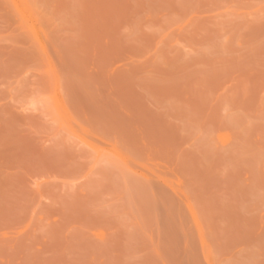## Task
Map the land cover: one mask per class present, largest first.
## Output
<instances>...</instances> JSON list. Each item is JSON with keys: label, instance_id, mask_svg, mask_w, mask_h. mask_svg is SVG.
<instances>
[{"label": "rangeland", "instance_id": "374dc122", "mask_svg": "<svg viewBox=\"0 0 264 264\" xmlns=\"http://www.w3.org/2000/svg\"><path fill=\"white\" fill-rule=\"evenodd\" d=\"M0 264H264V0H0Z\"/></svg>", "mask_w": 264, "mask_h": 264}]
</instances>
